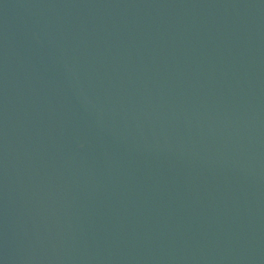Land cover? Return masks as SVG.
<instances>
[{
  "label": "water",
  "instance_id": "1",
  "mask_svg": "<svg viewBox=\"0 0 264 264\" xmlns=\"http://www.w3.org/2000/svg\"><path fill=\"white\" fill-rule=\"evenodd\" d=\"M0 264H264V0H0Z\"/></svg>",
  "mask_w": 264,
  "mask_h": 264
}]
</instances>
